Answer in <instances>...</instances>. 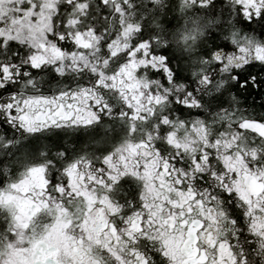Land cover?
<instances>
[{
    "label": "snow or ice",
    "instance_id": "snow-or-ice-1",
    "mask_svg": "<svg viewBox=\"0 0 264 264\" xmlns=\"http://www.w3.org/2000/svg\"><path fill=\"white\" fill-rule=\"evenodd\" d=\"M0 264H264V0H0Z\"/></svg>",
    "mask_w": 264,
    "mask_h": 264
}]
</instances>
